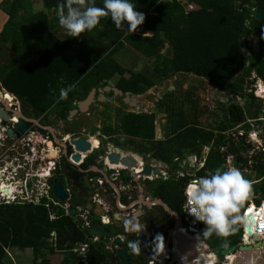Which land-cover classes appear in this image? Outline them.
<instances>
[{"label":"trees","instance_id":"trees-1","mask_svg":"<svg viewBox=\"0 0 264 264\" xmlns=\"http://www.w3.org/2000/svg\"><path fill=\"white\" fill-rule=\"evenodd\" d=\"M43 9L34 13L30 0H0V46L9 43L10 51L16 57L10 67L0 68L3 88L13 93L26 105L34 108H52L53 112L65 119L67 112L75 108L74 102L86 97L89 90L105 87L113 80L114 87L123 94L138 96L157 83L171 77L192 75L207 88L235 92L243 95L245 78L253 72L252 80L247 78L246 87L262 78L264 74V0H131L134 10L144 13V21L126 35L123 29H116L108 17H101L96 26L85 30L77 37L60 38L57 9L67 0H42ZM102 7V0H94ZM87 5V0H85ZM192 10H186L187 5ZM260 17L255 18V12ZM151 32L146 35V32ZM253 35L259 51L246 60L242 47ZM125 45L137 50L145 58L161 59L155 62L153 75L128 72L115 59ZM248 62V65L246 64ZM243 67V76L229 84ZM174 89L166 92L157 102L159 110L166 115L169 125L168 136L155 140V114L146 112H122L116 110L117 129L124 139L114 140L116 146L133 154L146 156L164 164L174 173L179 162L186 155L195 154L202 158L207 149L204 166L198 176L211 173L225 161L227 155H236L235 164L249 167L246 153L249 146L228 140L223 131L238 126L243 121L239 105H227L225 120L216 126L217 132L204 129L200 119L208 112L201 104L196 90L180 87V80ZM71 86L66 98L60 99L59 90ZM204 90V89H202ZM207 90V89H206ZM251 102L257 100L249 94ZM187 104V109L182 108ZM175 117V119L173 118ZM103 133L111 135V127L104 125ZM259 129L258 127L253 130ZM246 130L249 127L246 126ZM225 153H220L221 147ZM190 151V152H189ZM175 158L180 160L174 161ZM90 159L85 161V165ZM250 168L257 181L251 185V193L244 201L241 214L250 204L264 202V162L252 158ZM93 162V161H92ZM188 177L178 180L160 181L159 195L167 196L180 208L183 189ZM164 198V197H163ZM36 204L5 203L0 205V264H10L6 249L31 250L33 264H54L47 255L60 251L63 258L57 264H100L110 256L95 245L79 254L76 248L84 243L85 231L65 216L64 211L47 203L43 197ZM55 210V219H50ZM242 221L236 231L228 237L215 234L205 237L211 249L225 248L241 242ZM236 256L228 257L233 264ZM113 260V259H112Z\"/></svg>","mask_w":264,"mask_h":264},{"label":"flooded vegetation","instance_id":"flooded-vegetation-1","mask_svg":"<svg viewBox=\"0 0 264 264\" xmlns=\"http://www.w3.org/2000/svg\"><path fill=\"white\" fill-rule=\"evenodd\" d=\"M251 36L247 38V43L252 45L253 40ZM251 45L249 47L250 55L248 59L258 53L255 52ZM15 60L16 57L10 51L8 45L0 46V68L10 67V62H15ZM246 64L248 65V62ZM254 76L255 74L252 72L248 79L252 80ZM257 80L256 78L251 87L247 88V78H245L243 95H241L243 100L250 102L249 94L254 92L253 94L256 95L254 88L257 85ZM107 86L114 87L111 82L105 87ZM105 87L92 88L94 89L92 100L86 110L84 112L78 110L72 117H70L69 113L71 110H69L65 119L60 118L58 114L53 112L52 108L36 109L26 105L13 93H10L12 97L8 101L7 97L5 98V92H3L0 105H4L8 120L3 119L4 122H0V126H6L7 130L11 128L14 135L10 136L7 134V131L5 132L7 137L0 140L1 154L7 153L8 156L15 157L19 155V157L25 159L24 157L27 151H29V147L22 145V142L25 140L33 147L32 155L37 159L35 167L41 161L42 167L48 168V173L45 175L48 203H51L53 207L62 209L65 216H69L75 225H79L80 229L85 231L84 243L79 244L76 248L79 254L87 252L90 245H95L101 252L110 256V258H107L105 262H101L100 264H126L118 256L120 251L125 252L128 264H204V262H208V264H212V262L214 264H230V261L228 262L227 260L228 257L215 255L212 252L209 253V251L219 249L214 250L209 248L204 239H201V241L207 248L195 242L196 238L193 231H188L187 229L183 206L179 208L175 201H168L165 194L163 196L159 195V190L157 189H159L160 181L167 182L171 179H179L167 166L164 165V170L159 167L161 175L154 174L152 170L158 166L152 165L154 161L149 159V155L140 156L121 149H116L117 152L115 154L119 156L120 160L128 156L132 157L134 159L133 165L127 167L120 163L111 164L107 156L113 154L114 151L108 149V139L113 135L114 126L112 124L109 125L112 132L111 135L103 133L104 125L100 129L97 128L92 135L89 132L94 128L89 130L82 128V126L86 125V122L80 120L82 119L81 116L91 119L92 114L99 107L105 110L103 106L109 102L108 100L113 96L118 97L111 90L105 91ZM252 87H254V90ZM92 89L89 90L88 94ZM1 90L5 89L0 81ZM88 94L82 100H85ZM125 95L119 96L122 97V104H125L123 102ZM130 97L132 98L133 96L130 95ZM256 98L260 100L259 104L263 111V117L254 118L250 116L248 118L247 114H250V112L253 114L254 111H246L245 105L240 106L243 113V121L238 126H240L239 130L246 136L251 131H254L253 126L259 128V125H261L264 128V95H257ZM257 100L253 102L256 103ZM6 101L11 103L8 104ZM78 102H74V109L77 108ZM18 117H22L26 124L25 130L22 132L17 131L11 121L12 118H15L16 122H18ZM112 120H114V116ZM54 122H57L56 127L53 126ZM246 126L249 127V130H246ZM56 128L62 130L61 132L66 135L63 136L62 133L57 132ZM28 135H31L30 139ZM86 135L88 136L86 137ZM72 136L86 138L90 144V149L86 152L77 151L72 144L74 141L72 140ZM92 136L95 138L92 139ZM42 141H49L52 145L46 147ZM114 148H117V146H114ZM74 154L80 156L79 161H73L72 156ZM88 159L90 160L85 165V161ZM22 162L20 159V164ZM4 164L5 161L2 160L0 167ZM145 166L151 168L150 174H143ZM8 169L9 171L4 175L5 179L2 180L0 178V192H2V189L7 188L1 185L6 183V181H12V178L18 182L14 188L19 190V192H25L28 189V184L24 182V167L18 170L19 172L13 175L12 178L9 177V175L11 176L10 171L12 168L9 167ZM39 172L36 167L34 174L38 175ZM41 179L39 176H34L32 181L39 184ZM14 180L11 183H14ZM55 181L60 182L62 188L67 192L65 202H60L53 196L52 185ZM20 185H22L21 189ZM72 209L74 213L70 214L69 212ZM55 212L53 210L50 219L57 217ZM132 216L137 218L141 226L139 233L126 232L124 230L123 221ZM91 222L93 224H100L109 237L97 231L95 226H90L89 223ZM156 235H160L161 237L154 239ZM139 236L144 237L145 241L143 242ZM115 238H118L120 241L118 245L113 243ZM136 239L140 241L141 251L138 254H133L127 248V242ZM179 239L195 245L192 251H188V258L178 250ZM201 249H204V252L207 253L199 255L202 254L200 253ZM235 252H239L237 248ZM240 260V264H245V258L241 257Z\"/></svg>","mask_w":264,"mask_h":264},{"label":"clouds","instance_id":"clouds-1","mask_svg":"<svg viewBox=\"0 0 264 264\" xmlns=\"http://www.w3.org/2000/svg\"><path fill=\"white\" fill-rule=\"evenodd\" d=\"M67 5L66 11L63 6H58L57 17L58 24L64 29L68 37H77L85 30L93 29L101 17H108L116 29H123L125 34L129 35L137 29L138 25L142 24L145 18L143 12L134 10L135 7L131 0H102V7L96 6L94 0H87V6H84L85 0H77L75 6L73 5V0H67ZM70 90L71 86L61 88L59 90L60 99L66 98ZM3 92H5V95L8 94L10 96L9 99H11V94L6 90L0 91V99L3 96ZM257 130L258 129L254 131ZM113 154H115V152ZM21 187L22 185H20V189ZM25 192L16 190V192L12 193H15L14 195L16 196L13 195L15 198L20 196L21 199ZM250 193L251 185L249 181L236 167H228L223 170L217 167L210 174L195 177L185 185L183 189V196L186 202L185 210L195 221L202 222L205 226L202 231L203 239L213 234L217 237L226 238L236 231L237 222L244 220L240 210L244 201L249 198ZM262 204L264 205V202L260 205H254L260 207ZM123 226L126 232L130 231L137 233H139L141 227L135 216L126 218L123 221ZM160 237V235H156L154 239ZM251 239L253 241L252 243L245 244L243 242L242 231L239 245L264 243V240L261 241L256 237H252ZM227 243L225 239L222 246L227 247ZM261 246L264 247L263 244ZM261 246L260 248H262ZM127 248L130 249L133 254L140 253V241L138 239L129 240L127 242ZM256 249L257 248L254 250Z\"/></svg>","mask_w":264,"mask_h":264},{"label":"rangeland","instance_id":"rangeland-1","mask_svg":"<svg viewBox=\"0 0 264 264\" xmlns=\"http://www.w3.org/2000/svg\"><path fill=\"white\" fill-rule=\"evenodd\" d=\"M75 0H73V5L75 6L76 4L74 3ZM183 1V0H182ZM68 6V5H67ZM66 6V8H67ZM84 6H87L86 4ZM187 10V7H186ZM190 11V10H189ZM64 29L60 26L59 30L56 32L59 37H64L65 32H63ZM135 31L132 32L134 34ZM146 34V33H145ZM9 46V43L7 44ZM162 55H160L157 58H152V59H147L144 56H142L137 50L125 45L123 49H121L117 54L115 55L116 61L123 66L127 73H125V77L128 76V72H141L145 73L147 75H153V67L155 65V62L160 60ZM249 57H246V60H248ZM243 67L235 74V76L230 80L229 84H234L236 80H238L240 77L243 76ZM157 76L153 75V78L155 79ZM249 77V76H248ZM247 77V78H248ZM178 79L180 80V87L186 90H196L197 96L201 98V104L204 105V108L208 109V112L203 115L200 119V124L204 129H211L214 132H217L218 130L216 129V126L218 123H221L222 121L225 120V115H226V108L227 104L234 103L236 105H245L244 107L246 108V111L253 110L254 113L252 114L250 111V114H247V117L250 118V116L254 118H260L263 117V111L260 108L259 101L257 100L256 103L253 101L247 102L241 98V95L236 94L235 92H228V91H218L215 90L212 87H208L206 83L202 84L199 79H196L194 76L188 75L183 77L182 75L180 76H175L171 77L169 79L163 80V81H156V85L153 86L151 89L146 91L144 94L137 96L132 102V106H129L127 104H122L121 99L122 97H115L113 96L109 102L104 105V109L102 107H99V109L92 114V118L90 119L89 117H82L80 120H84L86 122V125L82 126V128H85L86 130H89L91 128H94L92 131L89 132V134L92 135L93 132L97 128H101L103 125H110L112 124L114 126L113 128V135L111 138L108 139V149L114 152H117L116 149H121L114 148L115 143L113 142L114 140H117L119 138L124 139L120 131L116 128L117 127V119L115 118L116 115V110L119 109L118 111L120 113L122 112H146V113H154L155 114V140H162L163 138H166L168 136V130H169V125L166 119L165 113H163L161 110H159L157 102L160 101L163 97V95L174 89V85H176L178 82ZM111 84L114 85V81H110ZM259 82V81H258ZM112 86V85H110ZM204 89V90H202ZM207 89V90H206ZM253 89V87H252ZM254 90V89H253ZM254 92H252V95ZM261 92V96H262ZM10 97V96H9ZM256 97V96H255ZM131 100V101H133ZM183 109H187L189 106L187 104H182L181 105ZM264 106V104H263ZM243 107V108H244ZM101 109V110H100ZM95 115V116H94ZM114 116V120H112V117ZM175 119V117H173ZM90 122V123H89ZM57 122L53 123V126L56 127ZM116 126V127H115ZM261 125H259V128L261 129ZM255 128V126H253ZM57 132L62 133V130L57 129ZM239 131V128L237 126H232L228 127L226 130L223 131V134L226 135V138L228 140H232L233 142H238V136L237 132ZM83 133V132H80ZM63 134V133H62ZM88 134V135H89ZM66 134H63L65 136ZM86 135V137L88 136ZM82 137H73L72 140H77ZM95 137L92 136V139ZM249 138V137H248ZM96 141H98L96 139ZM121 147V146H120ZM125 151L124 149H121ZM72 151V149H71ZM207 151L205 149L204 153ZM190 152V151H189ZM189 154V153H187ZM152 165H156L164 170V164H161L159 162L154 161ZM44 173L48 171V168H44ZM39 171H41L38 168ZM242 175L245 176H252L254 174L252 173H242ZM10 178H12L9 175ZM39 177L42 178L40 181H45L43 180L45 178L43 173L39 174ZM251 180L253 178L248 177ZM12 180H14L12 178ZM248 180V179H247ZM16 188H14L13 192H16ZM14 195L15 193H11ZM10 194V195H11ZM16 196V195H14ZM4 198L0 199V205L4 202ZM20 196L15 198L14 200L10 201L9 203H16L19 202ZM22 203L29 204V201H22ZM48 203V201H47ZM5 204V203H4ZM38 205V204H36ZM53 217V216H52ZM262 247V246H261ZM6 259L10 264H33L32 262V253L31 250L26 249L23 251L17 250L16 248H7L6 249ZM236 256L234 258L233 264H240L239 262L241 261L240 258L243 257L245 258V264H264V247L256 249L251 252H235L232 254ZM47 258L53 262L54 264H57L61 261L63 258V254L60 251H55L54 253L48 254ZM230 261V260H229Z\"/></svg>","mask_w":264,"mask_h":264},{"label":"built area","instance_id":"built-area-1","mask_svg":"<svg viewBox=\"0 0 264 264\" xmlns=\"http://www.w3.org/2000/svg\"><path fill=\"white\" fill-rule=\"evenodd\" d=\"M193 9V5H187V10H192ZM262 86L264 88V74L262 76V78L259 80V82H257V85L255 86V94L256 96L258 88ZM11 102H9L8 104H10ZM3 120L0 118V122H2ZM12 122H16L15 118H12L11 120ZM4 122V121H3ZM239 128V127H238ZM7 131V127L6 126H0V140L6 138V132ZM237 136L238 138H240L242 141H244V145L249 146V150L246 153L240 154L241 156H244L247 158L248 160V166L249 167H242V164L239 163L238 165L235 164V158L236 155H227L225 157V161L221 164V167L223 169L228 168V167H236L241 174L245 173H251V166L253 164L252 158L255 157L256 159L259 158L262 162H264V128L261 127V129H258L257 131H251L250 133H248V135H244V133H242V131H238L237 132ZM29 139L31 137V135H28ZM249 137V138H248ZM47 141H42V143H45L46 145ZM22 145H25L26 147H29L27 151V153L25 154V159H22L21 157L18 156H8L7 153H2L0 151V162L3 160L5 161V164L0 167V178L2 180H4V175L5 173H7L9 171V167H11V177L13 175H15L16 173H18V170H21L22 167H24V177H25V183L28 184V189L26 190L25 194L23 197H21L22 200H20L19 202L16 203H20L22 201H29V203H33V204H37L39 202V200L44 196L46 197V199L48 200L47 197V193H46V182L45 181H40L39 184H37V182H33L32 178L34 176H39L40 173H43L44 176L48 173H44V169L42 168L41 165V161L38 162L37 164V169L39 168L41 171L39 172L38 175L34 174V169H36L35 164L37 162V159H35L32 155L33 152V147L29 145V142L27 141H23ZM47 147V146H46ZM226 147H221L219 149L220 153H225L226 151ZM206 153H203L202 158H198L195 154H188L187 156H185L183 159H178L175 158L174 161H178L179 162V169L175 170L174 173L178 178H182V177H188V181L187 183L195 178V177H199L196 173L203 168L204 166V162H205V157H206ZM20 159L23 161L22 164H20ZM40 160V159H39ZM35 167V168H34ZM210 174L207 171V175ZM45 180V178H44ZM13 181V180H12ZM12 181H6V183H3L1 186H5L8 188L9 193H11V191L13 190L14 186L18 183L17 181L14 180V183H11ZM257 181H251L249 182L250 184L255 183ZM186 183V184H187ZM185 184V185H186ZM6 198L4 199V203H9L10 201L14 200L15 197L13 195H7L4 194L3 192H0V199L1 198ZM183 211L186 215L185 222H186V226L188 231H193L195 242H197L199 245H201L202 247L207 248L205 245H203L201 239L203 240V236H202V231L204 229V225L202 222L199 221H195L194 218L189 215L187 213V211L185 210L186 208V202H185V198H184V202H183ZM242 215L244 217V220L242 221V231H243V242L245 244H249L252 243V237H256L259 240H264V205L262 204L260 207L254 205V204H250L248 205L244 211L242 212ZM255 217V221H251V218ZM251 224V229H252V233L251 234H247L245 231V226L248 224Z\"/></svg>","mask_w":264,"mask_h":264},{"label":"water","instance_id":"water-1","mask_svg":"<svg viewBox=\"0 0 264 264\" xmlns=\"http://www.w3.org/2000/svg\"><path fill=\"white\" fill-rule=\"evenodd\" d=\"M259 17H260V13L258 11H256L255 12V18L258 19ZM251 39L253 40L252 45L249 44V43H247V46H243L242 47V56H243L244 59H246V57H248L250 55V50H249L250 45L255 50V52H258V42H257V39L256 38L254 39V36L253 35L251 36ZM104 90L105 91L111 90L114 93V95H118V96H122L123 95L122 92L120 90H118L117 88H115V87H108L107 86V87L104 88ZM93 92H94V89L91 90V92L88 94V96H87V98L85 100L79 101L77 103V108L70 111V113H69L70 114V117L74 116L77 113L78 110L81 111V112H84L86 110V108L88 107V104L92 100V94H93ZM135 98L136 97H132L131 98L128 94H126L123 97V102L125 104H128L129 106H132L131 100H133ZM0 117L2 118V120L3 119L4 120H8V117L6 115V111L4 109V105L3 104L0 105ZM13 126H15L16 130L17 131H20V132L24 131L25 128H26V124H25V122H24V120H23L22 117H18V122H13ZM7 134L10 135V136H12V135H14V132L10 128V129L7 130ZM99 140L102 141L101 138H99ZM72 144L74 145V147H75V149L77 151L86 152L87 150L90 149L89 142L86 139H84V138H79L77 140H74L72 142ZM51 145H52V143L49 142V141L46 143V146H51ZM107 157H108V160H109V162L111 164H118V163H120V164H122L124 166L131 167L133 165V163H134V159L132 157H130V156L125 157V158H123L121 160L119 159V156L116 155V154H110ZM72 159H73L74 162H77V161H79L80 156L78 154H74L72 156ZM152 171H153L154 174H159V168H157V167L154 168ZM150 172H151V168L149 166H145L144 167V170H143V174H150ZM2 192L4 194H7L8 189L7 188H4V189H2ZM52 192H53L54 198H56L60 202H65L66 197H67V192L62 188V185H61L60 182L55 181L53 183V185H52ZM69 213L70 214H73L74 213V210L73 209L70 210ZM255 220H256L255 217H252L251 218V221L252 222L255 221ZM89 225L90 226L91 225L95 226V228H96L97 231L101 232L102 234H106V237H109L108 236V233L106 231H104V228L100 224H97V223L93 224L91 222V223H89ZM90 229H92V228H90ZM245 231H246L247 234H251L252 233V229H251V224L250 223L245 226ZM139 238L143 242L145 241L144 237L139 236ZM178 242H179L178 250H180V253L183 254L184 256H186L188 258L189 257V252L188 251L189 250L192 251L194 249L195 245L193 243H191V242H188V241H185V240H182V239H179ZM113 243L116 244V245H118L120 243V241H119L118 238H115L113 240ZM262 244L264 245V243H254L252 245H238V246L232 245V246L227 247V248H224V249H222L220 251L219 250L209 251V253L212 252L215 255H219V256H222V257H227V256L233 254L234 251L236 250V248L238 249L239 252H245V251L248 252V251L254 250L255 248H257V249L260 248V246ZM200 253L203 254L204 253V249H201L200 250ZM118 256L122 260V262H126V264H128V260L126 258V255H125V252L124 251H120L119 254H118Z\"/></svg>","mask_w":264,"mask_h":264},{"label":"crops","instance_id":"crops-1","mask_svg":"<svg viewBox=\"0 0 264 264\" xmlns=\"http://www.w3.org/2000/svg\"><path fill=\"white\" fill-rule=\"evenodd\" d=\"M30 3H31V7H32V11L34 12V13H36V12H38V11H40V10H42L43 9V1L42 0H30ZM74 3L76 4L77 3V0H75L74 1ZM59 28H60V25L58 24V26H57V28H56V32L59 30ZM55 32V33H56ZM63 32H65V31H63ZM136 33V32H135ZM151 34V32H146V35H150ZM67 35L65 34V36L64 37H62V38H65ZM61 38V37H60ZM10 46V45H9ZM192 76V75H191ZM8 99V98H7ZM250 252V251H249Z\"/></svg>","mask_w":264,"mask_h":264},{"label":"bare ground","instance_id":"bare-ground-1","mask_svg":"<svg viewBox=\"0 0 264 264\" xmlns=\"http://www.w3.org/2000/svg\"><path fill=\"white\" fill-rule=\"evenodd\" d=\"M261 92H263L262 95H264V88H263L262 86H260V87L258 88L257 94H258L259 96H261V94H260ZM0 96H1V95H0ZM6 97H7L8 99H7ZM5 98H6L8 101L10 100V99H9L10 97H9L8 94H6ZM8 101H6V102H8ZM133 101H134V100H133ZM155 168H156V167H155ZM157 168H159V167H157ZM159 174L161 175V170H160V168H159ZM159 174H158V175H159ZM0 182H1V181H0ZM12 192H13V190L11 191V193H12ZM11 193H9V191H8V192H7V195H10ZM204 253H207V252H204ZM204 253H203V254H204ZM203 254H199V255H203ZM197 257H198V256H197ZM197 259H198V258H197ZM204 264H208V262H204ZM212 264H214V262H212Z\"/></svg>","mask_w":264,"mask_h":264}]
</instances>
